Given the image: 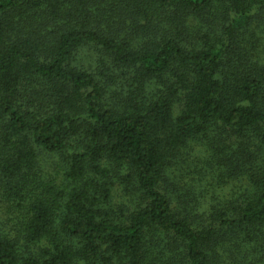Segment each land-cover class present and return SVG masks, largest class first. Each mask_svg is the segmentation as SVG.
Returning a JSON list of instances; mask_svg holds the SVG:
<instances>
[{
  "label": "trees",
  "instance_id": "16d2710c",
  "mask_svg": "<svg viewBox=\"0 0 264 264\" xmlns=\"http://www.w3.org/2000/svg\"><path fill=\"white\" fill-rule=\"evenodd\" d=\"M0 264H264V0H0Z\"/></svg>",
  "mask_w": 264,
  "mask_h": 264
},
{
  "label": "rangeland",
  "instance_id": "374dc122",
  "mask_svg": "<svg viewBox=\"0 0 264 264\" xmlns=\"http://www.w3.org/2000/svg\"><path fill=\"white\" fill-rule=\"evenodd\" d=\"M191 157H193V153H191Z\"/></svg>",
  "mask_w": 264,
  "mask_h": 264
}]
</instances>
